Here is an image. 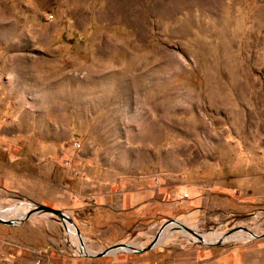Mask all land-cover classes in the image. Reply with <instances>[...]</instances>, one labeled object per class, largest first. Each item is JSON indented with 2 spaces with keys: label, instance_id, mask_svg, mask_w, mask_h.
<instances>
[{
  "label": "rangeland",
  "instance_id": "obj_1",
  "mask_svg": "<svg viewBox=\"0 0 264 264\" xmlns=\"http://www.w3.org/2000/svg\"><path fill=\"white\" fill-rule=\"evenodd\" d=\"M0 207V264H264V236L176 228L86 255L264 231V0H0Z\"/></svg>",
  "mask_w": 264,
  "mask_h": 264
},
{
  "label": "water",
  "instance_id": "obj_2",
  "mask_svg": "<svg viewBox=\"0 0 264 264\" xmlns=\"http://www.w3.org/2000/svg\"><path fill=\"white\" fill-rule=\"evenodd\" d=\"M35 213L53 214L57 218H59L61 221L66 220L67 222L72 224L71 223V219L69 218V216L65 212H63L62 210H59V209L51 208V207L46 206V205H42V204H34L31 209L26 211L24 217L32 215V214H35ZM0 222H4V223H7V224L12 223L11 220L4 219V218H1V217H0ZM171 223H174V225H173L174 227L173 228H176L178 230L179 229H183L184 231H186V232L194 235L195 237H197V241H200V239H198L199 235L197 234V232H195L194 230H192L188 226L184 225L181 221H178L176 219H168V220L163 221L159 225L156 233L151 237L150 241L146 245H144L142 247H135L134 245H132L129 242H122V243H117V244L110 245V246H108V247H106V248H104V249H102V250H100V251H98L96 253H86V255L87 256H93V257H100V256H104V255H112V254H114L117 251H125V252H130V253H139V252H143V251L149 250V249H151L152 247H154L158 243L159 237L161 235V231L168 224H171ZM73 227H74V232L79 235V232L76 229V227L74 225H73ZM238 229H242V230H245L247 232L252 233V238L264 236V231L261 232V233H253V232L250 231V229L248 227L237 226V227L231 228L230 230L224 231V233L222 234L223 238L216 239L213 242H206V243L205 242L203 243L201 241L200 242L203 243V244L216 245V244L220 243L221 241H225L224 239L231 232H233L235 230H238Z\"/></svg>",
  "mask_w": 264,
  "mask_h": 264
},
{
  "label": "crops",
  "instance_id": "obj_3",
  "mask_svg": "<svg viewBox=\"0 0 264 264\" xmlns=\"http://www.w3.org/2000/svg\"><path fill=\"white\" fill-rule=\"evenodd\" d=\"M140 182V181H138ZM133 185H129V183H122L119 181L112 192L113 200L118 209L122 210H136L137 213L145 212V208L147 207L151 214H154L159 211L160 199L159 195L162 192H159L157 187L152 185L142 186V187H132ZM158 206V208H157Z\"/></svg>",
  "mask_w": 264,
  "mask_h": 264
},
{
  "label": "bare ground",
  "instance_id": "obj_4",
  "mask_svg": "<svg viewBox=\"0 0 264 264\" xmlns=\"http://www.w3.org/2000/svg\"><path fill=\"white\" fill-rule=\"evenodd\" d=\"M27 202V201H26ZM29 203V204H28ZM34 204L33 203H30V202H27V203H21L20 204V210L22 211V209H31L32 208V206H33ZM0 211L1 212H3V213H5V210L4 209H2L1 207H0ZM69 223V222H68ZM69 225H70V227L72 228V230H73V233L75 234V232H74V227H73V225L72 224H70L69 223ZM174 225V223L173 224H170V225H168V226H166L162 231H161V235H160V237L159 238H161L160 240H162V238H164L165 236H167V235H169V233H170V231L173 229V226ZM185 225V224H184ZM189 228H191V227H189ZM67 229H68V227H67ZM167 229V230H166ZM192 230H194L195 232H197V230L196 229H194V228H191ZM166 230V231H165ZM178 230V229H177ZM181 229H179L178 231H180ZM69 231V230H68ZM165 231V232H164ZM200 233L202 234V235H199V239H203L204 240V242H213V241H215L216 239H219V238H223V236H222V234L224 233V232H222L221 230H217V229H212V230H207V231H200ZM241 233L242 234H246V235H249L250 234V238H252V233H250V232H247V231H245V230H242V229H238V230H235V231H233V232H231L225 239H236L237 241H240V242H243V241H245V240H247L248 238H245L244 236H241ZM68 234V233H67ZM74 234H73V237H74ZM78 237V236H77ZM195 237V236H194ZM195 238H197V237H195ZM192 239V238H191ZM129 243H131L132 245H134L135 247H137L138 245H136V244H134L133 242H129ZM80 251H86V249L83 247V248H80ZM84 253V252H83Z\"/></svg>",
  "mask_w": 264,
  "mask_h": 264
}]
</instances>
